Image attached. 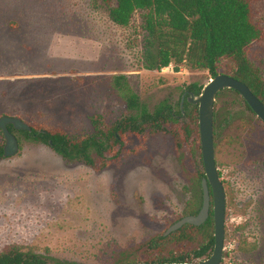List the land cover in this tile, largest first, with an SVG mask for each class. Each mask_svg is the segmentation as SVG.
<instances>
[{"label": "rangeland", "instance_id": "1", "mask_svg": "<svg viewBox=\"0 0 264 264\" xmlns=\"http://www.w3.org/2000/svg\"><path fill=\"white\" fill-rule=\"evenodd\" d=\"M253 8L264 27V0H253ZM142 22L138 12L119 26L97 0H0V118L20 116L79 138L95 132L96 119L112 126L127 115L117 75L127 76L151 111L165 101L175 106L188 86L213 78L185 64L146 69ZM249 56L264 75V38ZM231 101L215 104L231 114L215 139L232 208L221 264H264V124L239 97ZM16 135L20 151L0 161V251L19 245L104 264L112 249L168 229L192 199L168 131L132 136L121 159L102 171Z\"/></svg>", "mask_w": 264, "mask_h": 264}, {"label": "trees", "instance_id": "2", "mask_svg": "<svg viewBox=\"0 0 264 264\" xmlns=\"http://www.w3.org/2000/svg\"><path fill=\"white\" fill-rule=\"evenodd\" d=\"M97 1L106 6L110 19L119 26H129L135 14L142 13V27L147 32L146 69L160 71L171 63H175L177 68L185 64L194 70L209 71L212 77L224 69L223 73L246 83L264 102V75L249 56L252 43L264 38V27L255 19L253 0ZM115 82L127 102L128 113L112 126L96 119L95 132L79 138L71 137L62 127L45 129L32 125V131H28L16 130L10 125V130L31 142L50 146L69 163L83 162L97 171L119 161L132 136L144 135L148 131H168L175 139L183 175L194 186L192 199L170 226L184 216L197 214L203 205L202 180L206 173L199 130V105L190 103L188 96L190 92L201 94L204 85L193 83L187 87L183 108L181 97L175 106L165 101L151 111L126 75H117ZM224 96H232V104L239 97L245 108L257 116L237 90L226 88L217 99ZM230 115L227 117L223 108L215 110V139L220 129L228 125ZM18 139L22 146L21 139ZM4 158V144L0 143V161ZM231 212L232 208L228 207L227 225ZM166 230L126 248L112 249L104 264L193 262L209 257L215 246L213 203L204 224H185L169 235L165 234ZM0 264L78 263L55 257L49 251L40 253L29 247L9 245L0 251Z\"/></svg>", "mask_w": 264, "mask_h": 264}, {"label": "water", "instance_id": "3", "mask_svg": "<svg viewBox=\"0 0 264 264\" xmlns=\"http://www.w3.org/2000/svg\"><path fill=\"white\" fill-rule=\"evenodd\" d=\"M237 90L250 105L256 115L264 121V102H262L243 81L225 73H219L204 86L199 95L190 92L188 101L199 105V130L201 136L202 158L206 176L202 180L203 205L194 215H187L172 224L166 235L180 229L185 224L200 226L210 216L213 203L215 221V246L212 255L195 262H131L125 264H221L224 259V245L227 218V193L216 161L214 115L218 94L226 89ZM187 92L182 97V106ZM13 125L16 130L32 131V125L20 116L3 115L0 118V129L5 137L4 155L13 157L20 151V142L16 134L10 130Z\"/></svg>", "mask_w": 264, "mask_h": 264}, {"label": "flooded vegetation", "instance_id": "4", "mask_svg": "<svg viewBox=\"0 0 264 264\" xmlns=\"http://www.w3.org/2000/svg\"><path fill=\"white\" fill-rule=\"evenodd\" d=\"M184 94H185V93H184ZM184 94H183V95H184ZM186 96H187V95H186ZM182 97H183V96H182ZM185 98H186V97H185ZM183 104H184V103H183ZM182 108H183V106H182ZM211 208H212V207H211ZM210 212H211V211H210ZM182 218H183V217H182ZM210 256H211V255H210ZM210 256H209V257H210ZM209 257H206V258H204V259H207V258H209ZM204 259H201V260H204ZM198 261H200V260H198ZM193 262H195V261H193Z\"/></svg>", "mask_w": 264, "mask_h": 264}]
</instances>
